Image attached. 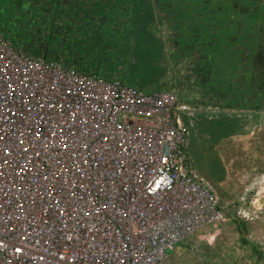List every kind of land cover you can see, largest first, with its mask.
<instances>
[{
    "label": "built area",
    "instance_id": "1",
    "mask_svg": "<svg viewBox=\"0 0 264 264\" xmlns=\"http://www.w3.org/2000/svg\"><path fill=\"white\" fill-rule=\"evenodd\" d=\"M0 42L16 55L70 75L43 79L29 90L31 97L17 96L22 115L33 118L26 132L19 123L6 138L3 126L10 122L1 123L0 264H162L176 242L198 227L202 213L221 216L212 189L184 166L178 118L173 115L154 137L153 125L163 124L157 110L170 101L164 93L145 94L29 59L1 36ZM58 84L67 85L71 104L54 97ZM119 129L133 133L124 139ZM10 149L21 155L8 166L4 154ZM117 156L129 157L137 168L131 181L120 169H104ZM59 158L71 162L63 173ZM31 161L51 166L41 170V162L26 173L25 162ZM105 178L111 184L107 195L98 190ZM177 188L182 197L173 195Z\"/></svg>",
    "mask_w": 264,
    "mask_h": 264
},
{
    "label": "trees",
    "instance_id": "2",
    "mask_svg": "<svg viewBox=\"0 0 264 264\" xmlns=\"http://www.w3.org/2000/svg\"><path fill=\"white\" fill-rule=\"evenodd\" d=\"M0 36L26 58L145 94L177 85L183 102L264 107V0H0Z\"/></svg>",
    "mask_w": 264,
    "mask_h": 264
},
{
    "label": "rangeland",
    "instance_id": "3",
    "mask_svg": "<svg viewBox=\"0 0 264 264\" xmlns=\"http://www.w3.org/2000/svg\"><path fill=\"white\" fill-rule=\"evenodd\" d=\"M159 32L165 33L166 28L160 27ZM59 70L16 55L0 42V131L3 121L10 122L9 125L14 123L10 127L3 126L6 138L12 137L19 123L26 132L28 123L33 121V118L26 119L18 106V95L31 97L24 77L27 76L30 82L38 76L48 81L70 78ZM7 74H12V81L4 80ZM84 84L93 85L88 81ZM67 85L73 89V84ZM174 87V93L180 97L181 92L187 93L177 85ZM170 91L175 102L164 93L163 97L170 101L166 100L164 106L157 110L163 124L153 125L154 137H157V130L160 132L165 124L171 123L173 115L178 118L191 174L212 189L221 216L216 211L212 215L202 213L198 227L176 242L162 264H264V107L228 109L192 104L186 100L183 102ZM90 98L87 99H94ZM42 103L43 100L39 105ZM130 124L138 125L136 121H130ZM132 133L131 129L117 131V135L124 139ZM32 150L35 155L40 154ZM13 151L10 149L8 154H4V163L8 166L13 157L18 159L21 155ZM67 159H60L61 173L71 164ZM115 161L105 162L104 169H120L123 177L131 181L132 170L137 168L129 157L117 156ZM40 163L39 169H50L48 162L31 161L25 162L26 173H33L34 164ZM102 182L106 185L98 190L107 195L111 184L107 178ZM180 192L182 197V188L181 191L177 188L173 195ZM191 199L196 200L194 197ZM231 216L243 222L246 242L241 241Z\"/></svg>",
    "mask_w": 264,
    "mask_h": 264
},
{
    "label": "bare ground",
    "instance_id": "4",
    "mask_svg": "<svg viewBox=\"0 0 264 264\" xmlns=\"http://www.w3.org/2000/svg\"><path fill=\"white\" fill-rule=\"evenodd\" d=\"M27 76L24 77V83L27 85L29 90L35 89L40 83L43 82V79L41 76L35 77L32 82L27 80ZM57 88L59 90L56 91L54 97L59 101V103H62L63 101H66L67 104H71V97L70 92L67 90V88L60 89L59 84L57 85ZM77 96H80L78 93H76Z\"/></svg>",
    "mask_w": 264,
    "mask_h": 264
},
{
    "label": "crops",
    "instance_id": "5",
    "mask_svg": "<svg viewBox=\"0 0 264 264\" xmlns=\"http://www.w3.org/2000/svg\"><path fill=\"white\" fill-rule=\"evenodd\" d=\"M190 160V159H189Z\"/></svg>",
    "mask_w": 264,
    "mask_h": 264
}]
</instances>
